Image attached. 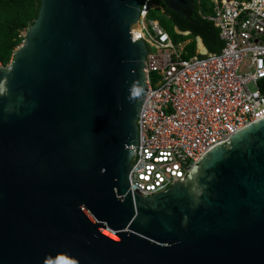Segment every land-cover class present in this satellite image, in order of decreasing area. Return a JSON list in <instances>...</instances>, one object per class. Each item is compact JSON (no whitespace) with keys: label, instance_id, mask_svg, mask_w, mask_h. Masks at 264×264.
Listing matches in <instances>:
<instances>
[{"label":"water","instance_id":"95a60500","mask_svg":"<svg viewBox=\"0 0 264 264\" xmlns=\"http://www.w3.org/2000/svg\"><path fill=\"white\" fill-rule=\"evenodd\" d=\"M40 1L0 63V264H264V118L203 155L197 197L134 193L144 0Z\"/></svg>","mask_w":264,"mask_h":264},{"label":"built area","instance_id":"2783aa9c","mask_svg":"<svg viewBox=\"0 0 264 264\" xmlns=\"http://www.w3.org/2000/svg\"><path fill=\"white\" fill-rule=\"evenodd\" d=\"M155 8L154 0L143 1L135 38L149 49L148 96L129 182L145 197L168 190L210 149L264 118V0L216 2L206 18L224 46L187 60L159 22L147 20Z\"/></svg>","mask_w":264,"mask_h":264},{"label":"trees","instance_id":"16d2710c","mask_svg":"<svg viewBox=\"0 0 264 264\" xmlns=\"http://www.w3.org/2000/svg\"><path fill=\"white\" fill-rule=\"evenodd\" d=\"M221 1L195 0L196 11L187 19L167 8L161 0H154L157 8L150 10L147 20L159 22L174 45L186 43L181 55L184 60L198 55L197 38L202 39L209 54L218 53L224 43L219 37L218 28L206 17L213 14L215 3ZM40 7V0H0V63L3 67L10 65L15 51L24 40L23 32L34 24ZM153 78L158 80L160 76L153 74ZM260 87L264 94V80Z\"/></svg>","mask_w":264,"mask_h":264},{"label":"flooded vegetation","instance_id":"af4514ba","mask_svg":"<svg viewBox=\"0 0 264 264\" xmlns=\"http://www.w3.org/2000/svg\"><path fill=\"white\" fill-rule=\"evenodd\" d=\"M201 165H198L186 178L182 179L175 187L171 189L172 192L186 190L193 197H197L201 192V186L198 184V178L201 171ZM169 190V189H168ZM166 190V191H168Z\"/></svg>","mask_w":264,"mask_h":264},{"label":"crops","instance_id":"0c3cea01","mask_svg":"<svg viewBox=\"0 0 264 264\" xmlns=\"http://www.w3.org/2000/svg\"><path fill=\"white\" fill-rule=\"evenodd\" d=\"M222 1H224V0H222ZM187 34L188 33H185V35H187ZM196 41H197V54L198 55H208L209 52H208L207 48L205 47L202 39L197 38ZM185 45H186V43H182V44L177 45V48L181 53L184 52Z\"/></svg>","mask_w":264,"mask_h":264},{"label":"clouds","instance_id":"9594fccd","mask_svg":"<svg viewBox=\"0 0 264 264\" xmlns=\"http://www.w3.org/2000/svg\"><path fill=\"white\" fill-rule=\"evenodd\" d=\"M222 2V1H221ZM220 2V3H221ZM204 56V55H203ZM7 68V67H6ZM67 264H77V262L75 260H69L67 261Z\"/></svg>","mask_w":264,"mask_h":264},{"label":"rangeland","instance_id":"374dc122","mask_svg":"<svg viewBox=\"0 0 264 264\" xmlns=\"http://www.w3.org/2000/svg\"><path fill=\"white\" fill-rule=\"evenodd\" d=\"M138 27H139V25H138Z\"/></svg>","mask_w":264,"mask_h":264}]
</instances>
